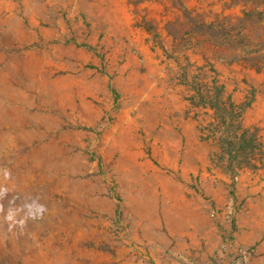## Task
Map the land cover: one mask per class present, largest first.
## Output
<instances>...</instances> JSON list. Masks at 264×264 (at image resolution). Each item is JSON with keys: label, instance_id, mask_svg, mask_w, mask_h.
<instances>
[{"label": "rangeland", "instance_id": "obj_1", "mask_svg": "<svg viewBox=\"0 0 264 264\" xmlns=\"http://www.w3.org/2000/svg\"><path fill=\"white\" fill-rule=\"evenodd\" d=\"M133 1L0 0V264H264V162L216 168L191 102L216 81L261 136L264 70L177 45L164 5ZM227 3L184 4L211 22L241 15Z\"/></svg>", "mask_w": 264, "mask_h": 264}, {"label": "trees", "instance_id": "obj_2", "mask_svg": "<svg viewBox=\"0 0 264 264\" xmlns=\"http://www.w3.org/2000/svg\"><path fill=\"white\" fill-rule=\"evenodd\" d=\"M141 1L135 0L137 4ZM155 1L169 12L166 30L177 45L181 41L197 49L211 48L219 60L264 70V0H226V9L241 5V15H218L211 22L201 19L182 0ZM143 27L157 36L152 22L144 20ZM192 83L191 102L213 112L205 129L207 133L201 132L218 147L211 154L214 166L234 178L245 168L260 169L264 146L259 129L244 124L245 112L251 103L235 102L226 94L225 86L216 81L197 77Z\"/></svg>", "mask_w": 264, "mask_h": 264}, {"label": "crops", "instance_id": "obj_3", "mask_svg": "<svg viewBox=\"0 0 264 264\" xmlns=\"http://www.w3.org/2000/svg\"><path fill=\"white\" fill-rule=\"evenodd\" d=\"M75 1V2H74ZM187 6L189 5L190 7H198L200 3L203 4V6L208 5L210 0H183ZM201 1V2H200ZM64 4H67L68 2H73V3H79V7L83 8L82 5L86 4L88 7H97V8H102V9H117V10H128L129 7H133L134 1L133 0H62ZM138 4H142L144 6H149V7H159L160 4L155 0H143ZM188 6V7H189ZM257 121V120H256ZM253 122V119H249L248 123L246 121V114L244 116V124L247 126H251ZM258 126H261L260 132H261V140L263 141V146H264V121L263 122H258Z\"/></svg>", "mask_w": 264, "mask_h": 264}, {"label": "clouds", "instance_id": "obj_4", "mask_svg": "<svg viewBox=\"0 0 264 264\" xmlns=\"http://www.w3.org/2000/svg\"><path fill=\"white\" fill-rule=\"evenodd\" d=\"M40 211H41V213H43V211H44V207H43V206L41 207ZM8 219L11 220V219H12V216L9 215V216H8ZM21 223H23V222H21Z\"/></svg>", "mask_w": 264, "mask_h": 264}]
</instances>
